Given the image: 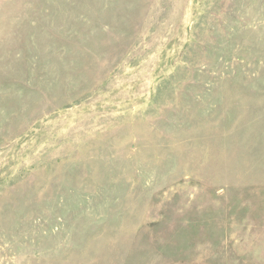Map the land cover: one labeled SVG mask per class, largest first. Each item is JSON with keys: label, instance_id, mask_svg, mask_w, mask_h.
<instances>
[{"label": "rangeland", "instance_id": "rangeland-1", "mask_svg": "<svg viewBox=\"0 0 264 264\" xmlns=\"http://www.w3.org/2000/svg\"><path fill=\"white\" fill-rule=\"evenodd\" d=\"M0 264H264V0H0Z\"/></svg>", "mask_w": 264, "mask_h": 264}]
</instances>
